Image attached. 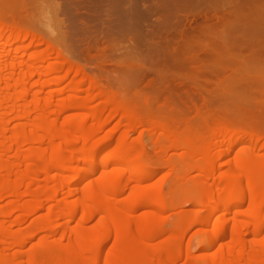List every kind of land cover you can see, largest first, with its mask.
<instances>
[{"label":"bare ground","instance_id":"obj_1","mask_svg":"<svg viewBox=\"0 0 264 264\" xmlns=\"http://www.w3.org/2000/svg\"><path fill=\"white\" fill-rule=\"evenodd\" d=\"M260 2H205L206 10L193 11L200 21L194 18L196 24L183 31L182 40L176 36L180 44L176 39L172 42L176 50L167 46L174 52L178 50L180 57L182 53L194 55L195 44L206 38L207 42L198 46L204 55L233 61L238 58L240 63L258 61L264 74V25L257 24L262 17ZM191 12L188 9L186 14ZM184 26L185 23L183 29ZM16 27L0 22V264H176L181 260V264H264V155L257 146L242 147L225 164V171L215 174L207 143L195 151L188 141L187 155L200 159L198 168L203 173L195 203L205 209L193 218L203 234L198 242L200 254L193 258L185 242L188 226L184 222L169 229L173 236L176 234L174 239L171 236L150 246L158 229H150L149 225L155 224L158 212L167 208L159 195L160 179L149 182L157 168L143 162L139 142L128 141L125 135L116 136L117 128L101 136L106 123L116 114L130 120L131 112L121 111L117 105L115 108L113 99L107 100L106 92L94 80L78 78L79 65L65 61L47 40ZM245 31L259 33L261 39L255 41L250 34H246L250 39H241ZM42 43L45 49L36 50ZM200 50L194 55L195 62L200 61L196 58ZM19 51L21 56H17ZM193 55L189 61L187 58L189 63ZM186 57L183 61L188 63ZM207 60L210 59H203ZM235 63L233 70L240 66H236L238 61ZM207 64L201 63L200 68ZM210 64L213 67L217 62ZM216 68H212L213 72L220 69ZM261 77L264 80V75ZM97 99L100 102L93 107ZM110 102L114 109L112 106V114L103 120ZM232 122L219 121L217 126L223 140L229 137L222 154L241 140L259 141L264 147V139L249 131L237 128L240 132L233 133ZM136 126L132 125L133 130ZM156 126L154 130L164 128ZM173 137L172 147H184V139ZM150 206L156 212L131 216L139 208ZM38 212L40 215L27 227L22 226ZM211 228L215 230L209 234ZM38 237L40 240L25 255V244Z\"/></svg>","mask_w":264,"mask_h":264},{"label":"rangeland","instance_id":"obj_2","mask_svg":"<svg viewBox=\"0 0 264 264\" xmlns=\"http://www.w3.org/2000/svg\"><path fill=\"white\" fill-rule=\"evenodd\" d=\"M209 1L0 0V22L17 26L16 28L28 31L31 35L36 33L45 42L47 40L49 45L60 51L61 56L66 58L65 61L68 60L79 65L81 72L77 75L78 78L84 76L89 80H94L96 84H99L98 88L103 89V93L106 92L107 100L113 99L111 102H114L115 108L117 105L121 111L127 109L126 111L131 112L130 120H126V117L123 119L124 116H119L120 113L116 114L106 123L104 132L101 131V136L106 135L105 131L117 128L115 135H125L128 141L139 142V146L141 145L142 148V150L140 148V155L143 162L148 167L157 168L156 175L154 174L155 176L153 175L149 182L153 183L160 179L162 184L159 195L167 208L158 212V221L155 224L149 225L150 229H158L150 246L158 245L171 236L174 239L176 234L173 236L172 233H169V229L184 222L188 226L185 242L193 258L200 254L198 242L203 237L201 227L193 222V218L202 215L205 209V206L195 203L202 189L199 184L203 181V173L198 168L201 163L200 159L188 157L186 143L191 141L195 151L205 148V143H207L206 148H211L210 153L215 174L225 171V164L244 146H257L260 149V154L264 155L263 143H259V141L252 143L245 140L236 141L230 151L222 154L223 150L228 147L229 137L223 140L217 133L219 121L220 123L233 121L234 124H231L232 128H235L234 131L232 130L233 133L240 132L237 128H242L243 131H249L264 139V80L261 77L264 74L258 66L260 62L257 64L258 61L249 60L255 64L252 66L254 64L249 61L250 64L246 63L247 61L243 63L242 59H240L242 60L240 63L238 58L234 61L229 58V62L228 58H221L224 59L223 64H225L224 67L226 66L224 68L223 60L220 58L204 55L203 51V54L201 53L199 47L203 45L206 38L203 42L204 38H201V42H199L201 44L198 42L195 44L196 51L200 50V54L198 53L199 55L197 54L196 57L200 61L197 62L196 59L195 62L196 51H194V55L191 52L188 54L180 52L184 59L187 56L185 61L187 58L189 61L193 55L190 62L194 65L188 61V63L184 62L182 54L180 57L177 53L178 50L174 52L175 46L182 40L183 31L188 30L189 26L193 27V24H196L195 19L200 21V17L195 16L196 11L206 10ZM261 1L262 17L261 21L259 20L260 23L259 21L257 23L259 26L264 25V0ZM205 2H207V7L203 8ZM197 5L202 10H199ZM201 5L202 7H200ZM188 9L189 12L196 11L193 14H186ZM180 30L181 33H179ZM245 32L243 33L245 38L241 34V39L255 38L254 40L257 41L260 37L259 33L256 35L253 31ZM246 34H250L249 37H251L248 38ZM175 39L178 43L177 45L173 43L174 46H172ZM45 45L42 43L37 47L38 49H35L44 50ZM179 51L181 50L179 49ZM13 53L15 54V52ZM21 53H17V56ZM170 54L172 57L169 56ZM175 58L178 59L175 60ZM203 59L210 60L207 62ZM237 61L239 63L236 66L240 65L241 67H234L236 69L233 70ZM204 62L210 65L217 62V65H213V67L216 68L219 65L220 67L216 68V71L220 69L218 72H213L214 69L212 66L209 67V64L204 67L202 65L200 68L201 63L205 64ZM180 63H186L188 66L186 64L182 66ZM197 63L200 65L198 66ZM231 63L233 65L229 69ZM205 67H209L211 70ZM255 67H257L256 71ZM261 67L264 71L262 63ZM250 72L252 73L250 74ZM80 95L83 96L84 92ZM103 99L101 98V106ZM99 102L98 99L93 101L92 106L95 107ZM111 102V106L108 105L110 109L107 107L104 110L101 119L104 120L109 114H112L111 107L113 106L114 109V105ZM242 123L243 125L240 127ZM135 124L137 126L133 130L132 125ZM154 125L164 126V128L154 130ZM166 131L171 133L172 137L174 136L173 139H184L182 141L185 143V145L183 143L184 147H172V137L167 138L166 136L169 134L166 135ZM186 137L188 140L185 139ZM221 140H223L221 143L215 144L216 141ZM217 155L220 156L217 157ZM153 212H156V209L150 206L139 208L131 216L136 217ZM38 215L40 212L29 217L28 221H25L26 224H22V226L26 225L27 227ZM184 215H188V217L184 219ZM212 230L215 229L211 228L209 234L212 233ZM43 234H48V232ZM40 237L25 244L22 249L25 255L40 240ZM111 242L110 240L105 247V252L110 248ZM181 263L183 260L176 264Z\"/></svg>","mask_w":264,"mask_h":264}]
</instances>
